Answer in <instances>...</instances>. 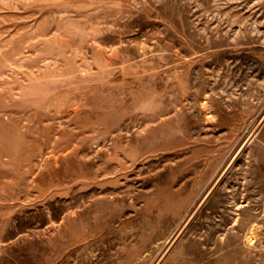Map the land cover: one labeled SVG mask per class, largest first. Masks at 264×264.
I'll return each mask as SVG.
<instances>
[{
  "label": "rangeland",
  "instance_id": "obj_1",
  "mask_svg": "<svg viewBox=\"0 0 264 264\" xmlns=\"http://www.w3.org/2000/svg\"><path fill=\"white\" fill-rule=\"evenodd\" d=\"M258 201L264 0H0V264H264Z\"/></svg>",
  "mask_w": 264,
  "mask_h": 264
},
{
  "label": "flooded vegetation",
  "instance_id": "obj_2",
  "mask_svg": "<svg viewBox=\"0 0 264 264\" xmlns=\"http://www.w3.org/2000/svg\"><path fill=\"white\" fill-rule=\"evenodd\" d=\"M258 199H260L261 198V192L258 190ZM258 207H257V213H258V218H259V220L260 219H262V216L264 215V202L262 203V202H260V201H258V205H257ZM262 226H264V223H262Z\"/></svg>",
  "mask_w": 264,
  "mask_h": 264
},
{
  "label": "bare ground",
  "instance_id": "obj_3",
  "mask_svg": "<svg viewBox=\"0 0 264 264\" xmlns=\"http://www.w3.org/2000/svg\"><path fill=\"white\" fill-rule=\"evenodd\" d=\"M253 242H254V237L252 238V243H253ZM252 243H251V244H252Z\"/></svg>",
  "mask_w": 264,
  "mask_h": 264
}]
</instances>
